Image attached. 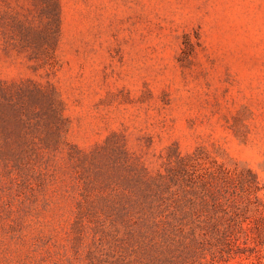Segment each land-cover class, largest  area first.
Wrapping results in <instances>:
<instances>
[{
    "label": "rangeland",
    "instance_id": "374dc122",
    "mask_svg": "<svg viewBox=\"0 0 264 264\" xmlns=\"http://www.w3.org/2000/svg\"><path fill=\"white\" fill-rule=\"evenodd\" d=\"M0 264H264V0H0Z\"/></svg>",
    "mask_w": 264,
    "mask_h": 264
},
{
    "label": "trees",
    "instance_id": "16d2710c",
    "mask_svg": "<svg viewBox=\"0 0 264 264\" xmlns=\"http://www.w3.org/2000/svg\"><path fill=\"white\" fill-rule=\"evenodd\" d=\"M19 98H20V100H21V99H23V96H22V95H20V97H19ZM20 102H23V101H20ZM178 180H181V181H182L183 179H181V178H178ZM254 182H255L254 180H249V184H254ZM213 198H214V201L217 203V202H218V198H219V197H218V196H213Z\"/></svg>",
    "mask_w": 264,
    "mask_h": 264
}]
</instances>
